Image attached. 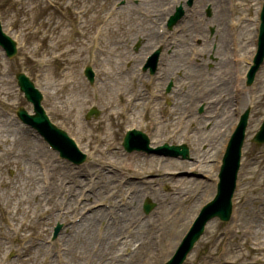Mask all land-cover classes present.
Here are the masks:
<instances>
[{
    "label": "rangeland",
    "instance_id": "rangeland-1",
    "mask_svg": "<svg viewBox=\"0 0 264 264\" xmlns=\"http://www.w3.org/2000/svg\"><path fill=\"white\" fill-rule=\"evenodd\" d=\"M112 1L113 0H107L106 2H104V0H0V16L4 20L3 30L5 31L7 26H11L13 32L20 33L22 42V47L18 48L17 54L12 60L6 58L3 51L0 50V79L3 78L7 80L9 84L8 86L5 84L2 85L0 83V120L5 121L8 125H11L13 127L14 122L16 120L14 116L8 115L6 114V112H15V109L18 106H23L27 109L30 108V104L23 99V96L19 92V89L16 85V80L14 79V75L16 72L22 71L30 78H32V76H34L35 74H40V80L42 81L43 85L50 91L53 89L54 85L63 81V74L68 72L73 77V84H71L72 88L59 92L61 95V99H57L56 97L55 99L50 98L52 100L48 98L47 100L45 99L43 101V105L46 107V111L48 112L53 123L58 127H61L64 124L68 126L69 134L78 139V142L81 144L82 148L88 153L85 162H83L79 166H73L67 161H58L56 159L55 153L48 151L45 144H42V148L43 151H45V155L40 154L39 152H31L28 147V144H30V141L32 139L35 140L37 138L36 136H34V132L30 128H26V130L22 132V134L20 132L19 134L17 133L14 138L16 143H13L11 145L4 144L2 142V140L4 139V133L0 132V262L2 261L4 262V264H40V262L41 264H51L52 259L56 260V257L54 255H56L57 246H54L55 251H51L49 253V256H51L50 262L44 261L43 258L38 259L37 261L34 260L33 262L29 260L32 257L31 255L33 253V250L35 249V243L43 242L44 238L48 240L49 237L50 239V232L52 231L51 226L53 228V226L55 225H51V230L49 229V231L40 230L39 228L32 226L25 228V226L23 225L28 221V215L24 212L25 209H27L32 216L35 214V216L32 217L33 221H36V219L46 221L48 215L47 211H41L40 209L35 208L34 200H32L30 196V192H34L35 187H42V181L39 177V169L43 168L45 170V166L43 167V165L37 162V158L46 160L48 155H50L51 160L58 164L57 169H66L69 172V174L67 175L69 177H66V179L63 180V188L61 189L56 188L54 184V182H58L56 179L57 173L52 174L51 171L48 169L52 185L49 186L48 184L46 187H44V189H42V198H44L45 201L50 203L49 205L53 207L52 211L50 212L52 221L55 212H57V210H59L60 208L66 207L67 202L69 201L68 197L71 194H73L74 197L70 198L74 199L75 203L76 200H80V198L77 197L79 195H77V192L79 190L77 183L75 184L73 182L74 178L76 181L77 179L81 180V189L82 192H84L82 193L83 198H87L86 195H88L91 190L95 191V189L93 188L94 186L92 185L97 179V174L92 173L93 171H96V167L91 168V173L89 172L85 176L77 177L78 175L73 176L71 173H77V171L79 170L89 171L90 160L92 158H98L100 160L104 159L105 157H109L110 159V157H112L111 150H113L115 144L117 145L120 153H122V156H131L133 153H135H126L122 150L121 146L122 135L124 130H126V126L129 125V122L121 118L120 113H118L117 117H115L113 114L107 115V113L111 112L114 109L120 111L121 105H116L115 107L113 106V108H109L105 112V110L102 109V104L100 103L101 94L99 93L100 96L98 97L93 92H91V87L89 83L81 74V67L83 64V60L81 58L87 52L86 41L88 40L95 26L100 22H103V14L109 8ZM239 1L242 2V0ZM223 4H225V0L223 1ZM254 8L255 6L250 8L247 5L240 4L239 8H235V15L233 18L237 19L239 15H248V19H252L254 17ZM120 12L121 10L114 13L110 20L105 22L104 36L101 44L102 46L101 50L98 52V61L93 64L94 69L97 70V72L99 73V77L101 78L99 82H96L99 90L101 86H103L105 81H110L109 79H106V77L103 75V73L105 72V68L108 67L110 70L113 71L117 69H112L110 65L105 63V59L110 55V50L112 46V36L114 35L115 31L120 27L119 24L120 19L122 17ZM204 15L206 17H210L211 12L207 13L205 10ZM226 20L227 16H225L224 18V23H226ZM248 22L249 21H245V23ZM250 29L251 31L253 30L252 25L251 28L249 27L246 29H241L239 34L241 35V37L246 36L250 33ZM210 31L214 33L215 28L211 27ZM123 40L124 41H122V43L124 45H132L131 49L132 51H134V53L137 54L142 50V41L139 38L135 39L133 35H129ZM136 45H138L137 50L135 49ZM58 52L63 54L61 55V57L53 59L51 55L53 53ZM183 56L184 59L187 60L189 54L184 51ZM221 56L222 58L226 59L227 56H229L228 49L222 52ZM114 59L118 61L119 66L121 65L120 67L124 68L126 62H128V65L133 68L140 61V59L135 58L134 60L130 61L125 60V62L122 63L121 61L124 60V58L121 57L122 60H120L119 55L114 57ZM245 63L246 62L244 61V65ZM66 65L67 69L60 71V67H65ZM215 67L217 68L214 61L207 65L205 64L202 66V72L213 78L214 71L216 70ZM181 77L182 79H185L186 76L181 74ZM255 81H258V83L254 84L253 86H247L249 92L246 96L240 97V99L242 98V101L239 102V100H233V102H237L236 106L238 107V110L239 107H241V110H243L247 106V101H249V98L251 99L252 103V109L250 111V117L247 128L248 135L246 137L243 163L240 171L239 182L241 184V191L240 193H238L239 201L233 207L234 210H236V213L239 212L238 215L240 219L247 223L253 221L251 219V216L253 214L252 211L256 210L259 205L264 206V143L254 144L251 142L252 136L254 135L259 124L264 118V64L262 65L258 77L255 78ZM240 85L244 89L245 84L241 82ZM199 88L200 87H197V89ZM1 89H6L10 91V93L5 95L1 92ZM118 89L119 87L117 85L112 84L110 92L112 98L116 100L119 99L117 95ZM128 91L129 90H127V92ZM185 93H187V90ZM216 94L219 97H221V94H225L223 87H220L216 91ZM78 95L82 97L83 95H85L84 98L88 99L87 103L82 106H79L76 104V102H70V100L72 99L76 100ZM127 95H129V92L127 93ZM187 96L188 102L192 104L194 101L193 96L190 94H187ZM63 97L67 99L66 101L70 102L69 105L64 103ZM92 98L98 99V103L96 102L95 104L97 109L99 110V114L95 118L90 117L88 119H85V113L90 108V106L94 104V99ZM101 99L103 101L105 100V98L103 97ZM157 99L159 101H162L163 105L166 104V101L162 100V98L157 97ZM205 101V99L200 100L199 105L195 108V115H197L196 110H198L200 106L205 105ZM51 102L54 103L52 104ZM58 102L61 104L60 107H62V109L58 107ZM213 107L211 108V110L213 109ZM70 110L72 112H70ZM183 110V108H179L175 117L180 115ZM65 113H69L68 118L65 116ZM160 113L161 112L158 111L157 115ZM210 114H212L211 111ZM205 116H207V114ZM5 118L7 119L5 120ZM122 122L123 124H121ZM18 126L21 125H17V128ZM223 129V125L218 126L219 133L220 131L222 133ZM105 132L108 135L107 143L110 144L108 145L110 152L108 150L102 152L101 150L104 147L102 145H99L98 136L104 135ZM111 134L114 136L116 141L113 140ZM217 136L219 137L220 135ZM180 139L182 140V138ZM35 141L37 142L39 140L37 139ZM183 141H186V139H183ZM207 142L209 143L207 138H201L198 140V143L202 145L201 147H203L204 145L206 146L208 144ZM96 147L100 148L101 152H95L94 148ZM6 148L10 149L11 152H5L4 150ZM188 148H190V145L188 146ZM213 150V146H210V149L207 150L205 154H203L202 152H197L196 150L192 149V151H190L189 159L166 157L167 159H175L178 162L182 163L188 161L199 163L203 158L213 159L212 162H208V164L203 163V165L199 166V168L201 167L202 169L200 171L206 174L207 177L198 176L197 174H193L192 177H189H197L195 178V182H206V184L202 188L195 186L191 189H171L169 178H167V175L171 172L169 170V167H162L161 170H155L154 167L152 169H149L150 171H153L151 173V175H153L149 177H154L151 179L156 182V184L153 185L162 192H167L168 197L163 200V208L161 211H152V209H155L156 206V201H152L154 207L148 213H144L142 210L141 203L138 206V208H140V215H138V217L136 218V223L134 222L135 224H133L129 221L128 224H125L124 230L132 226V231L131 228H129L131 232L129 230L126 231L128 233L130 232L129 234H131L136 228V225L138 224V218L146 217V219L151 221L153 228L156 232L146 238L147 244H145V246L147 248L143 249L142 253L139 255L138 264H152V262H154V257L156 256V254L162 250V244H167L169 242L168 237L172 238V236H175L173 240H171L172 245H170L163 252V254L165 253L163 256L158 257L155 264H162L164 260H166L170 256V252L174 247V243L176 242L175 240L185 229L184 228L182 230V227L187 225L185 221H187L186 219L188 215L192 212L193 206L195 205L197 208L201 206L204 201L200 203V196H207L209 192V190H207L205 186L208 183L210 184L211 179L213 177H216L217 175L221 155L215 154L213 157H208L212 155L210 154V152ZM17 153L19 154V158H15ZM29 165H31L33 169L30 168ZM165 172L167 173V175L163 176V173ZM117 173L119 172L117 171ZM126 174L132 175L131 171H127L125 175ZM33 175L35 177L37 186H33ZM93 176L96 177V179ZM118 176L119 177H117V179L121 177L120 175ZM161 179H165L166 183L158 186V182ZM131 181H138V179H133ZM48 182L50 181L48 180ZM115 185L116 181L113 180L110 182V187L107 188V186H104L103 189H101L108 194V189L114 187ZM89 186L91 187L90 189ZM10 194L12 195L11 197ZM119 194L114 199L115 201L120 198ZM174 195H177L180 199L182 197L184 198L185 196L186 201L180 204L179 202H177L174 206L172 204L171 198ZM243 199L249 200H246L244 204H241L240 200L242 201ZM18 200H22V202L20 203ZM92 200L93 202L95 201L94 198H92ZM109 200L105 203L106 206L109 205ZM190 201L191 204L189 205ZM84 202L87 203L86 205L91 206L94 203H99V200L97 199V201H95L94 203L89 200H84ZM100 202L102 203L103 201ZM18 207H20V209H17ZM101 207L108 209L104 206ZM183 210H185V213H182ZM80 214H83V211H78L75 209L68 215L69 222L74 216H78ZM231 223V218L227 222H220L216 218L208 222L204 234L196 243L192 251L189 253L188 258L186 259L184 264H203L204 261L207 259L205 258L207 254L216 253L218 251L219 242L215 246H213L211 243L205 242V240L212 231V235H219L223 232L226 227L229 228L231 226ZM104 224L105 222L99 223L98 226L101 227L99 232H97L96 229V234H98L99 236H102V229H104L105 226ZM14 228H16L17 231H14ZM92 230L94 233V226H92ZM63 231L64 230L61 231V234L59 236L65 237L64 235H62L64 234ZM8 233L13 235L11 236V240L4 237V234ZM116 234H118V232L114 233V235ZM134 239H132L131 242H135ZM232 239H235L238 242L243 241V237L239 235V233H236L232 237ZM152 241L155 244L151 246V248H148V243ZM61 245L64 247L63 242ZM129 246L131 245L128 244L126 248L129 249ZM244 246L246 248L243 247L242 252L244 254L248 253L249 259H253L257 256V254L252 252L248 244ZM110 250L111 249L108 248L109 252ZM119 252L123 253V257L130 256L129 250H123ZM17 253H21V255L17 256ZM42 253L44 254V251ZM63 255L65 256V251H62V256ZM150 255H153V257H151ZM40 257L41 254L39 255V258ZM66 259L67 256H65V259L59 260V262L63 264ZM85 260L87 261H85L84 264H95L96 261L100 259L98 257L94 258L91 263L88 262V259L86 257ZM108 264H117V262L115 260H111Z\"/></svg>",
    "mask_w": 264,
    "mask_h": 264
},
{
    "label": "bare ground",
    "instance_id": "bare-ground-1",
    "mask_svg": "<svg viewBox=\"0 0 264 264\" xmlns=\"http://www.w3.org/2000/svg\"><path fill=\"white\" fill-rule=\"evenodd\" d=\"M159 1H167V0H139V2L145 3L148 5L151 10H149L153 14V18H161L162 12H161V6L159 4ZM209 1V0H206ZM205 0H196L193 6V9L189 12H187L186 16L181 20V22L184 21L185 23V30H181V34H179V44L178 46L174 49L172 54L168 57H164V63L162 62V66L159 68L158 72V88L154 89L155 96L156 94L160 91L161 86L163 85L164 82L168 80V77L165 76V72H171V74L176 76V80L173 82V90L176 92L177 85H185L188 87V92L193 95L194 97V102L192 105L187 104L186 102V97L185 95H178L176 101L173 104V111L171 115L166 116L165 119H159L157 116L156 112H158L159 107H162L161 102L156 100V98L153 101V114L157 116V123L158 126L154 130L153 136V145L158 144L162 142V135L164 134L163 130L171 124V120L175 117L174 114L177 113V110L180 107L187 109L188 111V118L186 120V123L190 120L193 119L194 113H193V108L195 105L199 103V100L202 98H205L206 101V108L207 110L210 111L211 109V104L212 103H221L222 107L225 108V111L220 110L219 114L215 115L214 117H209L207 118H202L204 116H199L200 123L199 125L192 130V132L188 135L191 136L192 141H193V149H195L197 152H202L206 153V151L209 149V146H213L216 143L222 144L227 136V133L231 130L233 127L237 117L232 116L231 114V107H233L232 104V85L230 84L231 81V72L232 76L234 74V71L236 69V65L232 63L229 59H222L220 57L221 52H223L226 48L230 47V41H228L229 34L227 32L226 26H224V16L227 14L226 10L223 8L222 5V0H211L212 5H213V19H207L203 15V9L206 3ZM253 0H247L248 6L252 7ZM127 8L126 13L123 15V19L120 23V30L116 32V34L113 35L112 37V47L110 50V57L105 59L106 64L111 65L113 69V65L115 64L114 59H113V54L116 52H119L123 55H125L126 58H129L131 53L128 49H123L120 47V41L122 37L125 35L127 36L130 33H134L135 36H138L141 39H144L145 42H143L142 46H149L155 43L156 39L158 38L155 30L153 29V26L148 22V19L146 18H139L136 15H134V10L135 6L133 4H126L125 5ZM168 12H171L169 10ZM193 17L192 21L185 20L187 17ZM180 22V23H181ZM213 24V26H217L218 30V37H219V44L215 53V58H218V61L216 62L217 64V69L214 72V77H210L206 75L205 73L202 72V66L210 62L208 59V50H207V44L210 39V34H209V27ZM193 33H198L197 35L200 38V43L199 47H197V53L195 57V61L193 62H188L184 60L183 58V50H187L190 52V47L192 46V41H193V36L190 37L191 34ZM253 37V41H252ZM254 38H256V32L252 34V36L249 37H242V43L240 45V49L244 50L243 54L240 57V61L247 60L250 61L251 57L253 55V52L255 51L254 48ZM123 41V40H122ZM231 50V48H230ZM144 51V50H143ZM143 51L139 54V57L143 53ZM138 57V58H139ZM67 68V67H66ZM109 70V71H108ZM4 73V72H3ZM2 73V74H3ZM179 73V74H178ZM180 74L186 76L185 79H182ZM105 75L106 78L109 79L110 81L107 82V84H103L102 86V97L104 96L105 100L101 101L100 103L102 104V109L105 110V112L114 106V104H121L123 107L131 105L130 109V114L128 117L130 118V124L136 123L137 124V118L139 117L140 112L142 111L141 108L139 109V106L142 105L143 102L147 101V96L145 95L144 89H142V86L140 83L142 81L148 82L149 79L146 78V74L141 73L139 76L134 77L133 75L130 76L129 74H126L125 72L119 71L114 72L113 70L111 71L108 67L105 69ZM63 81L54 85L53 89L51 92H47L48 97L52 98H57L61 99V95L59 92L62 90H66L69 88H72L71 84H73V77L66 72L63 74ZM233 79V78H232ZM230 81V82H229ZM0 83L2 85H8V81L5 79H0ZM136 83L140 87V91L137 92L136 98L132 99L130 96L127 95V88L130 87V85ZM112 84H115L119 87H123L125 92L123 91L122 98L119 99H114L111 96V87ZM135 85V84H134ZM199 85L200 87L203 85V88L199 91L195 89V86ZM223 87L225 91V97L224 99L220 100L216 94V91L219 87ZM123 90V89H122ZM1 91L6 95L9 94L10 91L6 89H1ZM247 90H244L242 92L243 95H246ZM122 94V93H121ZM240 94L237 93V99L240 100ZM241 94V95H242ZM134 95V94H133ZM165 96H168L165 94ZM85 95L80 96L78 95L77 99L70 100L71 103H75L79 106L84 105L87 103V98H84ZM101 97V98H102ZM168 98V97H166ZM64 103L69 105L70 102L66 101L65 97H63ZM138 101H142L139 103ZM59 103V102H58ZM140 104V105H139ZM145 104V103H144ZM59 105H61L59 103ZM58 107L62 109V107ZM70 112H72L70 110ZM112 114H117V110H114L111 112ZM138 113V114H137ZM209 113V112H207ZM106 114V113H105ZM110 114V113H109ZM65 116L68 118L69 113H65ZM137 117V118H136ZM6 120V118H5ZM0 124V132L4 133V139L2 142L4 144H13L16 143L14 140L15 135L19 133L17 130V127H11V125H8L5 121H1ZM208 124V127L206 126ZM219 124H223L226 128L223 133L220 134V139L225 138L222 143L220 139H216V135L218 133V126ZM16 125V123H15ZM187 124H185L186 126ZM138 129V127H137ZM140 129V128H139ZM188 132V131H187ZM203 136L207 138L209 141L208 143V148H205L201 150V146L198 143L199 139H203ZM111 137H113V140L116 141L114 136L111 134ZM111 139V138H110ZM109 139V140H110ZM99 140V145H102L104 148L101 150L104 152L105 150H108L110 152V149L108 148L109 143L108 141V135L105 132L104 135L98 136ZM1 144V143H0ZM107 145V146H106ZM106 146V148H105ZM29 149L31 152H39L40 154H44L45 151H43L42 145L40 144L39 141L31 140L30 144H28ZM95 152H101L100 148L96 147L94 148ZM5 152H11L10 149H5ZM220 152V147L218 148V151L216 153L210 152L212 155L208 157H213L215 154H218ZM106 153V152H105ZM45 155V154H44ZM111 156L110 159L109 157L106 159H98V158H92L90 160V166H89V171H77V173H71L73 176H85L87 173H91V168L96 167V171H93L92 174H97V179L94 182L92 186L95 189V191H90L87 196V200L92 201V198L97 201V199L100 201H103L104 203L107 202L109 199L110 201V210H106L102 207H95L94 205L89 206L86 205L87 203H81V206L78 211H82L84 209H89L90 212L86 213L80 221L77 223L76 226H73L71 222L68 220V215L75 210V201L74 199H71L70 197H74L73 194H71L68 197V202L65 207V211L62 215H60L61 219V224L63 225V232L65 236V244H64V250L65 251V256H67V259L63 262V264H84L85 262V257L87 258L88 256L92 255L93 258H100L104 259V262L102 264H108L111 260H115L118 262V264H138L139 263V255L142 253L143 249L147 248L145 244L146 238L149 237V235L156 233L153 225L150 220L145 218H138L139 223L136 225V228L133 230V232L129 235V238L126 239L124 237L125 232V224L132 222L136 223V218L139 213L138 206L141 204V201L144 199V197H149L152 198L156 201V207L153 210L154 212L156 211H161L163 206V200L168 197L167 192H162L155 186H151V182H142L143 184H146L144 186L138 185L136 182H130L126 181L124 184L123 188H118L116 185L114 187H111L108 189V192H111V195H108L105 191H103V187L107 186L110 187V182L117 179L118 174L116 171H110L108 168H117L121 171H128V170H133L135 174L137 175H143L147 174L150 175L151 171L149 169H152L155 167L157 164H159L161 167H169V169L172 171L171 174L175 177L170 176L169 181L171 185V189H191L195 186L199 187L198 185L200 182H195L196 179L189 178L186 175L187 174H193L195 171H200L202 170L201 167L197 165L195 162H178L177 160H170L167 158H162L157 155L150 154L149 156H144L140 152H135L131 156H122V153H120L117 145L115 144V147L113 150H111ZM15 158H19V154L17 153ZM213 159L209 158L208 160H205L204 162L208 164V162H212ZM45 162L48 165V169L51 171L52 174L57 173V181L54 182L56 188H63L62 187V182L63 180L66 179V177L69 174V172L66 169H57L58 164H56L54 161L51 160L50 155H48L47 159ZM203 162V163H204ZM9 163V162H8ZM89 164V163H88ZM119 165V166H118ZM203 165V164H202ZM30 168H32L31 165H29ZM97 167L99 168L97 170ZM107 167V169L103 170L102 173L100 171V168ZM33 169V168H32ZM85 169V168H84ZM100 171V172H99ZM105 171V172H104ZM181 172L184 175H180ZM71 177V176H70ZM32 182L33 186H37L36 180L34 175L32 176ZM123 177H120V180ZM75 178L73 179V182L78 186V192L81 193L82 187H81V180ZM166 180H160L158 183L159 184H165ZM105 184V185H104ZM52 185V184H50ZM42 186V184H41ZM97 186V187H96ZM209 187V186H208ZM207 187V188H208ZM102 188V189H101ZM127 188V189H126ZM210 188V187H209ZM241 188V186H240ZM41 189V190H40ZM42 189L39 186L35 187L34 192H30L31 199L34 200L35 203V208L40 209L41 211L45 210L48 212L47 219L46 221H42L41 219L36 221H33L32 217L35 216V214L32 216L27 209L24 210L25 213H27L28 218H27V223L23 224L26 227H37L40 230H48L49 231V226L51 222L54 220V218L58 215V212H55L54 217L51 221V211H52V206L49 205L47 201H45L44 198H42ZM81 189V190H80ZM131 191V194L127 197H125V191ZM211 189V188H210ZM120 193V194H119ZM75 194V193H74ZM107 194V195H106ZM120 195V198L115 201L114 199L116 198L117 195ZM124 194V195H123ZM176 194V193H174ZM213 194L212 190L210 192L209 196H200V203L205 202L211 197ZM12 195L10 194V197ZM151 196V197H150ZM172 198V204L175 206V203L180 202L181 199L177 196L174 195ZM247 199H243L241 201V204H244ZM249 200V199H248ZM247 200V201H248ZM20 203L22 200H18ZM94 201V202H95ZM93 202V203H94ZM92 203V204H93ZM123 205V206H122ZM17 209H20L18 207ZM197 207L194 205L192 212L188 215L187 221H185L187 224L191 220L192 216L196 212ZM264 206L259 205V207L252 211V220L250 222H244L240 219L239 215L237 217V214L233 216L232 219V224L231 226L225 231L220 233L219 235H212L213 231L209 234V236L206 238L205 242L211 243L213 246H215L219 241H221V238L223 236L225 237V243H224V248L222 249L221 252L218 254L214 255H208L207 258L203 264H264ZM161 213V212H160ZM38 217V215H37ZM57 218V217H56ZM55 218V219H56ZM106 222L105 229H104V234L102 239L97 240L95 236V230L96 226L99 225V223H102L104 221ZM247 223V225H246ZM246 225V226H245ZM92 226H94V233L92 230ZM186 226L182 227V230ZM44 228V229H43ZM13 230V229H12ZM17 231V229H15ZM14 230V231H15ZM115 232H118V234L114 235ZM239 233L243 237V241H236L235 239H232V237L236 234ZM61 234V232H60ZM13 236L12 234H4V237L7 239H12ZM163 237V234H162ZM175 236H172V238L168 237V243L167 244H162V250L161 252L157 253L156 256L154 257V262L152 264H155L156 260L158 257L163 256V252L170 246L172 245L173 238ZM135 238V239H134ZM119 240V243L117 241ZM134 239V241L131 242V240ZM176 241V240H175ZM99 242V248L96 253L91 252V247L93 243ZM128 244L132 245V248L129 246V250H131L130 256L127 257H117L119 254L120 250H128L125 248ZM148 248H151V246L154 245L153 241L148 243ZM248 244L250 249L252 250L253 253L257 254L259 257L257 260L255 258L249 259L248 253L244 254L242 252L243 247L246 248L244 245ZM90 245V247H89ZM121 245V246H120ZM35 249L33 250L32 257L29 259L31 262L34 260L37 261L38 259H42L44 257V254L46 253V245L44 242H37L34 245ZM108 248L111 249L110 252L108 251ZM10 250V249H9ZM44 251V254L42 253ZM41 254V257L39 258V255ZM154 255V254H153ZM153 255H150L153 257ZM64 256V259H65ZM149 257V256H148ZM208 261V262H207ZM41 264V262H40ZM51 264H61L59 260L52 259Z\"/></svg>",
    "mask_w": 264,
    "mask_h": 264
},
{
    "label": "water",
    "instance_id": "water-1",
    "mask_svg": "<svg viewBox=\"0 0 264 264\" xmlns=\"http://www.w3.org/2000/svg\"><path fill=\"white\" fill-rule=\"evenodd\" d=\"M228 207V206H227ZM192 242L189 243V245H191Z\"/></svg>",
    "mask_w": 264,
    "mask_h": 264
}]
</instances>
